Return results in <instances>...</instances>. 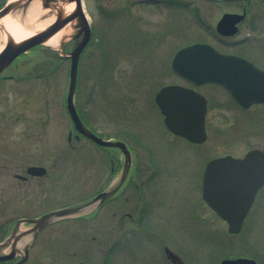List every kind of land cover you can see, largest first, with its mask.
<instances>
[{
    "label": "rangeland",
    "instance_id": "374dc122",
    "mask_svg": "<svg viewBox=\"0 0 264 264\" xmlns=\"http://www.w3.org/2000/svg\"><path fill=\"white\" fill-rule=\"evenodd\" d=\"M198 6L203 23L196 20L195 8L142 11L134 0H85L94 34L80 61L76 108L86 125L102 137L127 141L134 154H142L131 161L133 172L159 171V210L164 218L159 220L158 232L187 264H221L224 258L241 256L264 264V187L237 234L230 233L228 223L203 206L201 196L203 169L211 158L239 157L252 148L264 149V104L243 109L223 87H197L210 99V108L208 139L195 143L168 130L155 101L156 92L165 85L189 86L173 71L171 61L180 47L191 42L207 40L225 50H250L264 64V0H251V15L257 18L253 28L245 26L224 40L210 33L222 10L211 1L200 0ZM71 49H66L67 54ZM50 50L56 49L44 44L30 49L0 78V157L10 152L18 163L44 162L50 173L48 188L59 196L49 200L51 206L91 197L103 169L111 163L109 155L116 163L122 155L83 136L68 143L73 127L66 108L70 59L57 62ZM13 181L11 173L0 176L6 201L0 206V241L11 231L13 218L28 215L27 185L16 181L14 188ZM104 216L102 212L79 226L81 232L92 229L98 236L92 264H104L98 249L105 243ZM73 224L48 229L46 264H75L74 256L65 251L74 248V232L65 228ZM27 226L22 223L20 228ZM134 236L130 235L127 247L115 250L109 264H171L162 240L160 244L157 239ZM9 250L10 246L4 248L5 253Z\"/></svg>",
    "mask_w": 264,
    "mask_h": 264
},
{
    "label": "water",
    "instance_id": "95a60500",
    "mask_svg": "<svg viewBox=\"0 0 264 264\" xmlns=\"http://www.w3.org/2000/svg\"><path fill=\"white\" fill-rule=\"evenodd\" d=\"M54 0H42L44 8H50ZM74 2L73 10L67 15L58 13L55 19L44 29L20 43L9 41L0 51V75L23 53L34 46L43 44L44 40L64 27L68 22L77 20L73 39L82 37L69 54L70 82L67 95V106L76 128L85 136L101 146L118 147L126 155V168L131 167L132 155L126 142L105 139L93 132L82 120L75 104V93L78 83L81 55L92 37L91 25L84 8V0ZM237 1V0H228ZM12 4L10 7H12ZM9 8L0 11V16ZM246 13L226 12L218 22L217 29L225 35L237 32L236 24ZM67 42L57 49L63 54ZM173 70L196 85L209 82L225 86L235 99L244 107L254 102H264V70L249 59L229 53H222L213 45L205 42L193 43L179 49L172 60ZM155 100L164 114V123L173 133L190 141L202 143L207 139L206 114L207 99L194 88L180 84H169L161 87ZM30 171L44 174L43 166H32ZM264 185V150L254 148L244 157L224 155L211 159L204 173L203 198L228 223L232 234L241 232L245 218L250 211L259 189ZM111 192L106 191L98 196L105 198ZM77 208H65L56 211V215H68ZM2 245V244H0ZM170 258L177 264H186L173 251ZM11 254L0 255V261L9 260ZM25 260V257L22 261ZM221 264H258L253 257H227Z\"/></svg>",
    "mask_w": 264,
    "mask_h": 264
},
{
    "label": "flooded vegetation",
    "instance_id": "af4514ba",
    "mask_svg": "<svg viewBox=\"0 0 264 264\" xmlns=\"http://www.w3.org/2000/svg\"><path fill=\"white\" fill-rule=\"evenodd\" d=\"M18 1V2H17ZM42 3V0H40ZM198 1L200 0H134V2L139 6L142 11L146 9H151L154 7L156 10H168L169 12L175 9H194L196 15V20L201 23L202 17L200 15ZM202 1V0H201ZM211 1L215 6L221 9V15L215 20L214 24L211 25L210 33L214 35L217 40H224L225 38L231 37L229 35H222L217 29V24L226 12L231 13H246L245 17L237 23L238 32L240 29L247 26L248 28H253L257 18L251 15V0H237V1H228V0H203ZM17 2V3H16ZM33 0H0V11L5 8L9 10L0 16L4 18L7 16L18 17L20 20L26 19L28 14L29 7ZM14 4L12 7H10ZM227 4L234 6L230 9H224ZM196 21V22H197ZM91 24L92 37L88 43V47L93 40L94 27ZM81 36L76 39L69 40L65 49L73 48L76 46L78 41L81 40ZM245 39L242 40L244 42ZM194 42H209L207 40H198ZM224 42V41H223ZM193 43V42H192ZM241 43V42H240ZM74 44V45H73ZM213 44V43H212ZM216 46V45H215ZM219 50L226 53H233L243 57L248 58L253 63L258 65L262 64L264 69V64L262 62V57L256 55L252 51H230L221 49L216 46ZM259 66V65H258ZM228 92V91H227ZM231 96V94L228 92ZM233 102H235L239 107L243 109H249L253 106H259L264 103H253L249 107H243L240 105L232 96ZM210 107V102L208 100ZM73 137L76 140L82 138V134L73 128L69 130L68 143L72 141ZM129 146V143L125 141ZM102 147V146H100ZM109 148V147H102ZM116 150L120 151L122 155L121 162L116 163L115 158L112 155H109L108 159L110 160V165L105 166L103 173L100 176V183L96 185L95 193L88 197L87 199L73 200L67 203H56L54 205L49 204L50 199H57L59 196L51 192L48 188L46 178L49 177L50 173L48 167L44 162H32L29 160H21L20 163L11 156L12 154L8 152L6 158L0 157V176L12 175L13 177V186L15 188L16 181L20 186L24 184L27 185L28 192L24 194V202L27 216L13 218L12 228L7 237L0 241V255L2 254H11L13 257L9 260L0 261V264H46L45 255L48 256L47 243L49 240L48 229L53 227L56 224H70L74 222L72 227H67L66 230L74 232L73 242L74 248L72 252L70 248H66V253L72 254L75 258L74 263L76 264H92L93 258L97 254L96 249H94L93 244H96L98 236L96 235L95 230H88V232H81L80 223L84 220L92 221L97 218L102 212L105 214L104 218L106 219L105 232H103L105 243L99 244V251L103 255L101 257L104 264H109L115 250L118 248L123 249L124 245H127L128 239L131 238L130 235L134 234L135 236H143L147 239H157L162 246L165 257L171 264L175 263L169 256L170 251H173L168 242L165 243L164 237L158 232L160 228L159 220L164 218L161 215L160 207V197H159V178L161 175L157 170H141L136 173L132 170V165L129 171H125L126 166V155L124 152L118 148L113 147ZM0 150L1 145H0ZM132 160L135 156H141L142 154H134L131 151ZM207 164V163H206ZM32 166H43L46 167L44 174H38L39 171H30ZM204 171V170H203ZM203 177V175H202ZM55 186V185H54ZM35 188V189H34ZM4 188L0 187V206L3 203H6L4 199ZM8 191V190H7ZM111 192L107 197L102 198L98 196L103 192ZM51 192V195H50ZM10 204H11V200ZM203 201V206H208V204ZM66 202V201H65ZM10 204L8 207L11 209ZM65 208H77L75 212L68 215L58 216L56 211L65 209ZM24 223L28 226L25 230H21L20 225ZM74 225H78V228L73 229ZM64 228V229H65ZM57 235V234H56ZM102 234L100 233V236ZM134 236V237H135ZM163 237V238H162ZM100 239V238H99ZM156 241V240H155ZM10 246L9 252H4V248ZM65 247V246H64ZM25 257V260L23 258ZM77 258V259H76Z\"/></svg>",
    "mask_w": 264,
    "mask_h": 264
},
{
    "label": "bare ground",
    "instance_id": "6f19581e",
    "mask_svg": "<svg viewBox=\"0 0 264 264\" xmlns=\"http://www.w3.org/2000/svg\"><path fill=\"white\" fill-rule=\"evenodd\" d=\"M74 6V2H70L69 0H54L50 8H44L40 0H33L29 7L26 19L20 20L18 17L14 16L0 18V51L9 41L17 44L34 35L36 32L44 30L55 19L58 13L67 15L73 10ZM76 24V19L68 22L57 32L48 36L43 44L55 49L61 48L62 43L70 40L75 34ZM73 129L78 130L75 125H73ZM91 130L97 133L93 129ZM81 134L83 137L94 143L93 140L85 136L83 133ZM128 148L131 150L129 146ZM220 156L222 155L216 156L215 158ZM201 196L203 197V188L201 190ZM209 208L216 212L210 206Z\"/></svg>",
    "mask_w": 264,
    "mask_h": 264
},
{
    "label": "trees",
    "instance_id": "16d2710c",
    "mask_svg": "<svg viewBox=\"0 0 264 264\" xmlns=\"http://www.w3.org/2000/svg\"><path fill=\"white\" fill-rule=\"evenodd\" d=\"M50 52L52 53V56L56 59L57 62L65 59V57L60 56L59 52L56 50H50Z\"/></svg>",
    "mask_w": 264,
    "mask_h": 264
}]
</instances>
